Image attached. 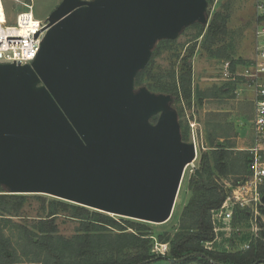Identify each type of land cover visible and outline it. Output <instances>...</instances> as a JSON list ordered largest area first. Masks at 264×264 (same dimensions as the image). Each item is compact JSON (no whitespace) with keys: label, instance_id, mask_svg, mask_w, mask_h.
<instances>
[{"label":"water","instance_id":"1","mask_svg":"<svg viewBox=\"0 0 264 264\" xmlns=\"http://www.w3.org/2000/svg\"><path fill=\"white\" fill-rule=\"evenodd\" d=\"M207 7L208 0H61L32 62H0L5 193L167 221L196 145L181 137L174 95L136 87L135 76L159 40L205 25Z\"/></svg>","mask_w":264,"mask_h":264},{"label":"trees","instance_id":"2","mask_svg":"<svg viewBox=\"0 0 264 264\" xmlns=\"http://www.w3.org/2000/svg\"><path fill=\"white\" fill-rule=\"evenodd\" d=\"M226 3L222 7H225ZM228 12L216 11L213 14L203 42L211 45L220 42L227 33ZM195 27L201 35L204 25L194 22L186 28ZM185 28V29H186ZM176 39H162L154 46L146 66L137 72L135 86H146L150 91L174 95L177 102L181 95L187 100L192 95V63L194 45L187 48L176 68L172 57L169 66L163 67L154 61V55L161 50L176 51ZM164 45V46H162ZM208 48V47H207ZM219 48V47H218ZM219 57H228L215 53ZM179 115L178 107L175 108ZM155 120V118L153 119ZM180 124V122H179ZM181 137L189 141L187 130L180 124ZM219 138L209 135L210 151H202L200 176L193 173L187 183L189 198L180 213L178 229L169 238L158 235L160 243H169L166 254L153 251V234L148 223L136 219H116L107 213L70 203L61 199L47 200L39 194L5 193L0 186V264H259L264 262V232L252 239V232L240 231L239 226L247 227V209L234 208L228 224L232 250H216L208 247L215 239L213 213L220 207L227 188L219 179L237 169L249 174L250 152L238 151L233 156V145L217 144ZM240 155L243 160L238 162ZM235 160L239 163L236 164ZM239 167V168H238ZM264 193V183L260 186ZM31 197L39 200L36 215L31 216L24 206ZM19 219L14 221L13 219ZM67 218L77 221L75 232L65 235L60 231L59 221ZM250 228V225H249ZM246 229V228H245ZM223 229H221L222 231ZM250 230V229H249ZM219 231V232H221ZM241 232V233H240ZM242 235V236H241ZM241 236V237H240ZM238 237V238H237ZM237 238V239H236ZM248 242V249L236 247V241ZM171 259H176L171 262Z\"/></svg>","mask_w":264,"mask_h":264},{"label":"rangeland","instance_id":"3","mask_svg":"<svg viewBox=\"0 0 264 264\" xmlns=\"http://www.w3.org/2000/svg\"><path fill=\"white\" fill-rule=\"evenodd\" d=\"M60 1L61 0H3L6 18L9 24H15L16 14L26 10L24 4H32L35 18L44 21ZM263 1L264 0H208L207 12L209 17L207 23L204 25L202 34L196 36L198 30L195 27L186 28L176 38L174 46L177 50L175 52L172 50H161L158 54L154 55V61L165 67L170 65L169 63L172 57L176 52H179V57L175 60V66L177 68L181 56L186 53L187 48L194 45V53L191 56V98L187 100L184 95H181L179 100L174 102L173 106L175 108L178 107V119L183 129L187 130L189 141H191L192 133L195 136L197 151L195 160L187 165L184 170L170 218L163 223L146 222L153 234V251L155 242H159L158 235H162L163 239L166 237L170 238L179 227L180 213L188 201L190 194L187 189L188 180L194 173L195 168L199 169L201 152H211V148L208 144L209 135L212 134L219 138V140L215 141L217 144L223 143L224 146L233 145L231 147L234 152L233 156H236L238 151H247V148L251 146L249 140L238 143V136L240 135V128L243 125L249 129V118H251L252 108H254L252 96H249L250 92L246 90L244 81L239 79L231 80L224 77L223 67L225 64H228L229 69L241 71L250 58H252L255 46L254 31L257 24L260 23V20L264 21V18L259 19L257 16L259 11L258 5ZM224 3H226V9L222 7ZM216 11L228 12L229 17L226 25L228 30L225 37L220 42L218 41L207 46V44L203 42L204 35ZM210 48H212L215 53L219 54H223L222 52L225 51L229 56L219 57L213 55L209 53L211 52ZM242 160L243 156L240 155L238 162ZM235 162L237 165L239 164L236 160ZM246 177V170L237 169L236 172L229 173L227 176H222L219 182L224 187L230 189L242 183ZM33 194L34 193H31L29 195ZM39 195H43L47 200L52 198L59 199L47 194ZM39 205V200L35 197H31L26 202L24 209L28 214L34 216L38 211ZM108 215L116 219H121L122 217L115 214ZM247 215L249 218L248 224L250 225L252 216L249 213H247ZM13 220L19 221L17 218ZM76 225L77 221L67 218H61L59 221L60 231L67 236L75 232ZM249 225H247V227L239 226L240 231L251 232V230H249ZM219 231L221 230L214 232L215 239L210 245L211 248L226 251L232 250L231 243L226 240V238H229L228 233L230 232L228 226L223 228L221 232ZM241 241L237 240V245L235 246H240L242 248L245 241ZM168 244L169 243H167V245ZM20 264L28 263L24 262ZM188 264L198 263L190 262ZM259 264H264V262H260Z\"/></svg>","mask_w":264,"mask_h":264},{"label":"built area","instance_id":"4","mask_svg":"<svg viewBox=\"0 0 264 264\" xmlns=\"http://www.w3.org/2000/svg\"><path fill=\"white\" fill-rule=\"evenodd\" d=\"M24 6L26 10L16 14L15 24H9L4 2L0 0V62L31 63L39 50L48 20L36 19L32 4ZM258 10L259 19L264 18V1L258 5ZM254 39V54L241 71L229 69L228 64L223 67L224 77L244 81L246 90L252 96V144L247 148L250 152L249 174L242 183L227 188L220 207L213 213L214 232H217L223 229L221 225L230 222L235 207L247 209V213L252 216L250 230L253 240L264 232V193L260 191V186L264 183V21L260 20L257 24ZM191 141L196 142L193 133ZM249 242L250 240L243 245L244 249L250 247ZM207 245L210 247V242ZM154 251L166 254L167 243L156 241Z\"/></svg>","mask_w":264,"mask_h":264},{"label":"crops","instance_id":"5","mask_svg":"<svg viewBox=\"0 0 264 264\" xmlns=\"http://www.w3.org/2000/svg\"><path fill=\"white\" fill-rule=\"evenodd\" d=\"M249 96H251V94H249ZM248 96V97H249ZM253 113H254V108H252V112H251V118H249L250 119V121L252 120V118H253ZM248 128L245 126V125H243L241 128H240V135L238 136L239 138H238V143L239 142H244V141H246V140H249V143H250V145L252 144V140H251V123H250V126H249V129L247 130ZM264 224V223H263Z\"/></svg>","mask_w":264,"mask_h":264}]
</instances>
